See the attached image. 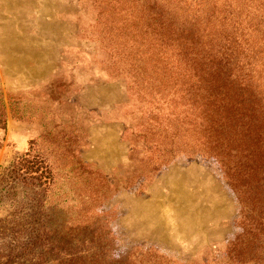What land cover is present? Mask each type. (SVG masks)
<instances>
[{
    "label": "rangeland",
    "instance_id": "1",
    "mask_svg": "<svg viewBox=\"0 0 264 264\" xmlns=\"http://www.w3.org/2000/svg\"><path fill=\"white\" fill-rule=\"evenodd\" d=\"M97 13L92 0H0V170L30 141L48 161L44 211L66 261L241 264L227 256L241 205L222 168L169 135L132 71L110 69ZM148 109L160 136L146 133ZM22 189L0 192V217L26 201Z\"/></svg>",
    "mask_w": 264,
    "mask_h": 264
},
{
    "label": "trees",
    "instance_id": "2",
    "mask_svg": "<svg viewBox=\"0 0 264 264\" xmlns=\"http://www.w3.org/2000/svg\"><path fill=\"white\" fill-rule=\"evenodd\" d=\"M92 4L110 69L132 71L138 98L165 110L169 135L179 133L196 152L213 158L236 193L241 231L227 244L228 258L264 264V0ZM16 108L11 100L10 110ZM150 111H144L150 113L146 133L160 136L164 126ZM5 128L0 98V130ZM53 181L33 141L0 170V192L19 186L26 197L13 200L12 211L0 217V264L78 263L77 256L62 257L68 246L59 245L63 237L57 240L47 221L45 195Z\"/></svg>",
    "mask_w": 264,
    "mask_h": 264
}]
</instances>
